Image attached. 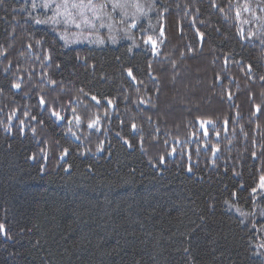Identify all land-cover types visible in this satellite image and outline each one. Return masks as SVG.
Listing matches in <instances>:
<instances>
[{
    "label": "trees",
    "instance_id": "obj_1",
    "mask_svg": "<svg viewBox=\"0 0 264 264\" xmlns=\"http://www.w3.org/2000/svg\"><path fill=\"white\" fill-rule=\"evenodd\" d=\"M152 10L70 45L0 0V264H264V0Z\"/></svg>",
    "mask_w": 264,
    "mask_h": 264
},
{
    "label": "rangeland",
    "instance_id": "obj_2",
    "mask_svg": "<svg viewBox=\"0 0 264 264\" xmlns=\"http://www.w3.org/2000/svg\"><path fill=\"white\" fill-rule=\"evenodd\" d=\"M30 4L33 16L39 24L51 28L65 43L70 45L85 43L100 45L109 41L125 40L132 44L138 43L135 40V33L145 32V45H161V37L153 26L145 19L153 17L151 13L153 0H25ZM73 4L84 7H72ZM118 4L119 7H114ZM44 5H48L45 7ZM65 5L67 7L65 8ZM87 21V23H85ZM79 25V27H77ZM145 27H142V26ZM156 28V27H155ZM159 29H157L158 31ZM52 102V97H49ZM46 100L48 98L46 97ZM73 106L69 105V109ZM77 111V109H75ZM77 114V112H76ZM80 115V114H79ZM70 120L68 125L77 131L72 119L76 116H66ZM101 124H98V126ZM92 126L89 130H93ZM79 133V132H76ZM264 197V175L261 177L257 192ZM262 214V212H260ZM253 215V216H252ZM254 214L248 217L252 220ZM264 237V236H263ZM264 254V243L260 245Z\"/></svg>",
    "mask_w": 264,
    "mask_h": 264
},
{
    "label": "snow or ice",
    "instance_id": "obj_3",
    "mask_svg": "<svg viewBox=\"0 0 264 264\" xmlns=\"http://www.w3.org/2000/svg\"><path fill=\"white\" fill-rule=\"evenodd\" d=\"M45 7H47L48 5H44ZM67 7V5H65V8ZM72 7H74V8H76V7H80V8H82V7H84L82 4H80V5H77V4H73L72 5ZM114 7H119V5L118 4H115L114 5ZM37 23H40V21H37ZM85 23H87V21H85ZM77 27H79V25H77ZM131 74V73H130ZM91 126V125H90Z\"/></svg>",
    "mask_w": 264,
    "mask_h": 264
},
{
    "label": "bare ground",
    "instance_id": "obj_4",
    "mask_svg": "<svg viewBox=\"0 0 264 264\" xmlns=\"http://www.w3.org/2000/svg\"><path fill=\"white\" fill-rule=\"evenodd\" d=\"M258 211H259V212H262V211H263V209H260V210H258V209H257V211H255V213H256V212L258 213ZM263 241H264V240H263Z\"/></svg>",
    "mask_w": 264,
    "mask_h": 264
}]
</instances>
